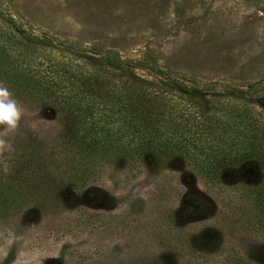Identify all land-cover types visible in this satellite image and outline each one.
Wrapping results in <instances>:
<instances>
[{
	"label": "rangeland",
	"instance_id": "374dc122",
	"mask_svg": "<svg viewBox=\"0 0 264 264\" xmlns=\"http://www.w3.org/2000/svg\"><path fill=\"white\" fill-rule=\"evenodd\" d=\"M0 12L2 25L12 17L61 41L239 88L264 119V0H0ZM19 105V128L0 136V163L20 146L56 144L65 128L56 110ZM102 172L97 204L71 193L57 207L0 221V264H264V234L181 161ZM185 192L208 200L210 211L182 214L179 224Z\"/></svg>",
	"mask_w": 264,
	"mask_h": 264
},
{
	"label": "trees",
	"instance_id": "16d2710c",
	"mask_svg": "<svg viewBox=\"0 0 264 264\" xmlns=\"http://www.w3.org/2000/svg\"><path fill=\"white\" fill-rule=\"evenodd\" d=\"M4 19L0 86L18 104L56 110L65 128L56 144L20 146L0 163V221L57 207L71 193L83 206L97 204L106 165L138 174L181 161L264 234V119L245 91ZM209 211L208 200L185 192L174 214L181 224L182 214Z\"/></svg>",
	"mask_w": 264,
	"mask_h": 264
},
{
	"label": "clouds",
	"instance_id": "9594fccd",
	"mask_svg": "<svg viewBox=\"0 0 264 264\" xmlns=\"http://www.w3.org/2000/svg\"><path fill=\"white\" fill-rule=\"evenodd\" d=\"M22 118V109L7 87L0 86V136L15 133ZM5 141L0 139V147Z\"/></svg>",
	"mask_w": 264,
	"mask_h": 264
}]
</instances>
